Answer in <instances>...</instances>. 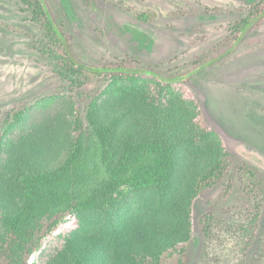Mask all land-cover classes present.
Listing matches in <instances>:
<instances>
[{
	"label": "rangeland",
	"instance_id": "obj_1",
	"mask_svg": "<svg viewBox=\"0 0 264 264\" xmlns=\"http://www.w3.org/2000/svg\"><path fill=\"white\" fill-rule=\"evenodd\" d=\"M90 1L49 0L82 60L100 65H147L164 71L176 70L221 41L238 16L204 13L175 17L169 14L172 10L247 5V0H95L96 6L90 7ZM133 10H153L158 17L153 23H144L134 17ZM30 16L22 0H0V127L19 106L60 90L65 96L34 106L0 150L4 159L1 196L10 209L18 208L22 200L17 171L63 157L73 95L88 93L104 80L100 76L96 82L74 85L55 73L36 47L44 37L43 28ZM260 32L264 33V25ZM140 38L146 42L141 44ZM101 85L100 114L105 121L119 123L118 147L127 133H147L152 126L151 112L168 99L199 112L196 125L203 136L183 147L179 169L166 188L133 193L108 215L82 214L68 219L38 258L31 257L30 264L37 259L40 264L62 263L73 247L92 250L96 257L102 251L116 264H155L160 243L192 233V264H228L242 256L246 242L242 225L251 226V233L264 240V49L215 71L202 80L201 87L185 83L167 86L151 75L122 77ZM213 141L255 164L263 190L249 203L261 204L255 209L260 211L259 217L240 209L238 194L214 209L204 202L208 196L204 201L196 198L195 179L211 154L209 144ZM210 210L214 235L204 240L197 221ZM5 231L1 224L0 237ZM204 242L211 257L208 263L201 255Z\"/></svg>",
	"mask_w": 264,
	"mask_h": 264
},
{
	"label": "trees",
	"instance_id": "obj_2",
	"mask_svg": "<svg viewBox=\"0 0 264 264\" xmlns=\"http://www.w3.org/2000/svg\"><path fill=\"white\" fill-rule=\"evenodd\" d=\"M22 2L30 11L31 20L43 28L44 37L36 47L55 73L74 85L96 82L100 76L104 80L88 93L73 95L68 143L63 157L54 163L30 164L17 171L22 197L18 208L5 206L0 188V225L6 227L0 237V264H30L31 257L37 255L38 258L68 219L82 214L108 215L133 193L166 188L179 169L183 147L203 136L196 125L199 112H191L179 100L168 99L156 105L151 112L152 126L148 127L147 133H127L121 147H118L119 123L105 121L100 114L103 91L100 92L99 88L102 83L122 77L151 75L167 86L185 83L201 87L202 80L215 71L264 49V33L260 32L264 25V0H247V5L240 7L203 5L172 10L169 14L175 17H194L204 13L238 15L231 21L228 34L221 41L173 71L147 65H100L82 60L74 52L73 39L64 21L55 15L49 0ZM89 5L95 7V0ZM132 13L144 23H153L158 17L153 10H133ZM145 42L140 38L141 44ZM62 93L61 90L48 93L9 112L0 127V150L12 130L34 106L65 96ZM213 143L209 144L211 154H208L195 179L196 198L204 201L208 196L204 202L214 209L238 194V200L242 202L237 204L240 209L248 215L251 211L256 212L259 217L260 211L255 209L261 204L251 206L249 203L252 198L256 199L255 195L261 196L259 194L263 190L255 164L229 148ZM3 165L0 152V175ZM213 223L211 210L198 219L197 225L204 240L214 235ZM242 230L246 233L242 256L238 262L231 259L228 264H264V240L253 235V228L247 224L242 225ZM194 245V233L169 243L162 242L157 248L155 264H192ZM201 250L202 260L210 262L206 242ZM70 254L68 259L57 264L117 263L107 259L102 251L96 257L92 250L73 247ZM34 264H40L39 259Z\"/></svg>",
	"mask_w": 264,
	"mask_h": 264
}]
</instances>
